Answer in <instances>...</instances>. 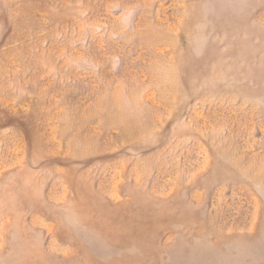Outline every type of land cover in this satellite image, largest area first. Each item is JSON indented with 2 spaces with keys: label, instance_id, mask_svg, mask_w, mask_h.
<instances>
[{
  "label": "rangeland",
  "instance_id": "374dc122",
  "mask_svg": "<svg viewBox=\"0 0 264 264\" xmlns=\"http://www.w3.org/2000/svg\"><path fill=\"white\" fill-rule=\"evenodd\" d=\"M0 264H264V0H0Z\"/></svg>",
  "mask_w": 264,
  "mask_h": 264
}]
</instances>
